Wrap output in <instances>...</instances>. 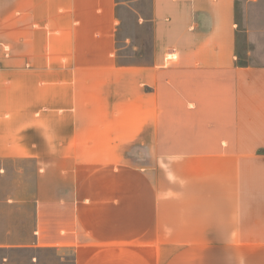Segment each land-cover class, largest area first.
Wrapping results in <instances>:
<instances>
[{
	"label": "crops",
	"instance_id": "1",
	"mask_svg": "<svg viewBox=\"0 0 264 264\" xmlns=\"http://www.w3.org/2000/svg\"><path fill=\"white\" fill-rule=\"evenodd\" d=\"M145 1L0 0V251L264 264V61L239 52L238 0ZM129 9L142 63L120 62ZM27 162L22 240L6 182Z\"/></svg>",
	"mask_w": 264,
	"mask_h": 264
},
{
	"label": "rangeland",
	"instance_id": "2",
	"mask_svg": "<svg viewBox=\"0 0 264 264\" xmlns=\"http://www.w3.org/2000/svg\"><path fill=\"white\" fill-rule=\"evenodd\" d=\"M129 2L132 0H121ZM139 7H148L147 0ZM127 22L126 35L133 37L132 44L122 50L123 63H142L145 62L150 53V32L148 28L140 30L136 27L137 15L131 9L123 14ZM236 20L239 25L240 37L239 52L242 59L246 62H256V57L264 61V0H238ZM256 30L262 31L257 38ZM137 44L139 49L133 50L131 46ZM257 46V49H256ZM123 47V46H122ZM24 164V163H23ZM39 174L32 165L27 162L21 169V179L19 190L12 181L6 182V193L19 192L22 201L21 210V232L22 240L28 233L29 225L32 223V204L34 196L40 192L39 176L34 183V173ZM0 264H74L73 256L62 257L53 249L31 248L0 251Z\"/></svg>",
	"mask_w": 264,
	"mask_h": 264
}]
</instances>
